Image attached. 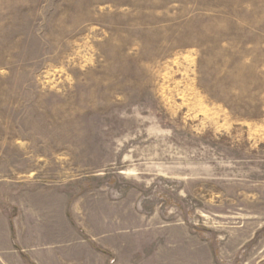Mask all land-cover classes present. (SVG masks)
Masks as SVG:
<instances>
[{
    "label": "rangeland",
    "instance_id": "374dc122",
    "mask_svg": "<svg viewBox=\"0 0 264 264\" xmlns=\"http://www.w3.org/2000/svg\"><path fill=\"white\" fill-rule=\"evenodd\" d=\"M0 264H264V0H0Z\"/></svg>",
    "mask_w": 264,
    "mask_h": 264
}]
</instances>
